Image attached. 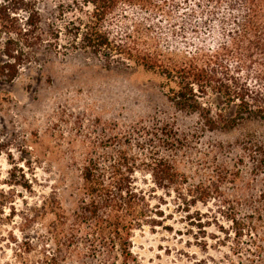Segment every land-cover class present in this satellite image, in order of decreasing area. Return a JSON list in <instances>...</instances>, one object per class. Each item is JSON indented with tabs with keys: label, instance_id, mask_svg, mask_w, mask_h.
<instances>
[{
	"label": "rangeland",
	"instance_id": "rangeland-1",
	"mask_svg": "<svg viewBox=\"0 0 264 264\" xmlns=\"http://www.w3.org/2000/svg\"><path fill=\"white\" fill-rule=\"evenodd\" d=\"M63 1L37 0L45 27L80 15L57 21ZM58 43L0 78V264H264V122L209 128L154 73L74 50L64 35ZM202 102L220 123L232 116L213 92ZM89 163L105 177L121 165L147 198L128 259L112 244L69 249L59 234ZM165 166L181 185L162 177Z\"/></svg>",
	"mask_w": 264,
	"mask_h": 264
},
{
	"label": "trees",
	"instance_id": "trees-1",
	"mask_svg": "<svg viewBox=\"0 0 264 264\" xmlns=\"http://www.w3.org/2000/svg\"><path fill=\"white\" fill-rule=\"evenodd\" d=\"M56 13L57 21L80 15L45 27L37 0H0L1 79H15L37 47H59L64 35L74 50L154 73L168 100L209 128L264 122V0H66ZM209 92L232 108L231 117H213L202 102ZM121 167L111 165L110 177L96 163L80 169L75 209L58 225L69 249L83 243L96 254L112 244L131 256L130 233L147 223L148 203ZM161 173L168 183L183 181L169 166ZM230 220L241 236L245 224Z\"/></svg>",
	"mask_w": 264,
	"mask_h": 264
}]
</instances>
